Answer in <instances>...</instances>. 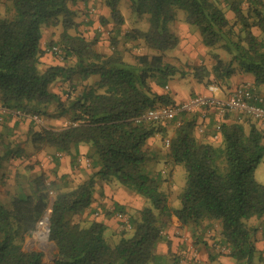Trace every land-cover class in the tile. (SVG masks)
I'll use <instances>...</instances> for the list:
<instances>
[{"label":"trees","instance_id":"obj_1","mask_svg":"<svg viewBox=\"0 0 264 264\" xmlns=\"http://www.w3.org/2000/svg\"><path fill=\"white\" fill-rule=\"evenodd\" d=\"M103 1L109 16L99 21L114 30L109 53L98 50V35L87 39L71 33L79 26L76 3L91 0H0L9 12L0 17V106L39 117L54 108L68 118L67 125L31 128L27 143L35 151L48 148L69 156L72 167L80 163L78 147L86 145L89 167L96 168L81 181H72L71 174L50 181L41 172L16 174L4 198L0 194V264H44L43 251L23 245L49 208L47 240L56 246L52 264H180L175 254L156 252L166 241L162 231L172 216L196 240L216 223L217 243L235 264H264L255 247L257 228L248 224L264 219V186L254 178L264 156V134L244 121L221 125L220 145L212 146L194 136L193 121H133L149 109L173 104L168 95H156L152 84L164 87L192 76L219 86L235 74H250L254 92L264 88V0H127L137 20L146 18L148 29L129 28L122 35L126 21L119 0ZM90 9L82 16L91 18ZM178 10L185 14L183 22L196 28L211 65L188 70L170 61L179 38L168 23ZM139 45L142 53L124 58V51L129 54ZM52 47L60 48V56L51 55L61 65L40 70L42 56ZM93 76L98 80L90 84ZM55 85L65 100L54 92ZM80 86L82 91L72 94ZM257 95L264 106V93ZM154 137L163 152L148 146ZM10 142L0 133V171L9 159L26 158L25 148L14 150ZM149 162L184 168L178 208L169 201L172 171L166 177L162 169L148 168ZM5 179L0 172V184ZM114 184L144 200L130 216L116 203L105 211L108 218L126 215L130 228L119 221L124 228L112 232L96 219L79 220L91 209L97 186ZM163 184H169L168 191H162Z\"/></svg>","mask_w":264,"mask_h":264},{"label":"crops","instance_id":"obj_2","mask_svg":"<svg viewBox=\"0 0 264 264\" xmlns=\"http://www.w3.org/2000/svg\"><path fill=\"white\" fill-rule=\"evenodd\" d=\"M81 5L84 4L78 3L80 9H81ZM88 5L87 7H89ZM98 13H100V15L104 18H108L109 9L105 7V5L103 4V6L100 7V9L97 10L94 14H98ZM83 29H86V27H83ZM178 29H179L178 30L179 34L178 36L177 35L176 36L181 41V44L183 45L182 39L184 37H186V39L187 37H189L188 39L189 41L190 38H193L194 43L198 41L199 47L203 53V56L200 59L201 60L200 63H202L205 66L211 65L212 60L208 54L207 51L208 49L201 44L200 38L193 36L191 37L189 35V29L187 28L186 25H181L178 27ZM46 37L47 35L44 34L41 40V48H43ZM41 64L42 67L44 66V68L47 66L61 65V63H59V61L54 56H52L47 52L42 56ZM253 82H254L253 76L250 74H235L227 81L220 83L219 86L217 85L219 87V91L215 93V96L219 98H225L237 86L244 84H246L247 86L248 85L253 86ZM204 83L205 81L199 82L196 79H194L192 76H188L182 79V81L177 79L175 80L172 79L164 87H159L152 84L151 88L156 95H168V97L170 98L173 104H178V103H182V101L184 102L188 100L190 97H193L195 95H209L207 91V87L209 85H205ZM184 84H186V86H189V89H191L190 92H188L185 88L183 89ZM60 85L63 86L64 84L62 85L60 83ZM256 92L257 94L262 95V93H264V88L262 87L258 88ZM177 117H179V120L177 122L179 124L182 122V120L193 121L194 127L192 132L194 136L200 142L211 144L212 146H219L221 142V135L217 139H214V134H215L214 129L218 122L221 123V125H229L233 123L243 122V119L241 120V118L237 116L231 114H225L224 116H219L216 112H214V110L208 108H201L189 114L182 113V115H179ZM248 121H249L247 123L248 125H246L247 127L249 126V124H253L258 130H260L264 134L263 123L253 121L251 119H249ZM245 123L246 122H244V125ZM31 128L38 130L40 127L39 124L31 121L27 117H16L8 114L5 116L3 123L0 125V133L3 134V136L6 135L13 136L16 134V136H13L14 138H12L13 140L10 142L11 144L10 147L13 148L14 150L16 149L21 150L23 148L30 150V152L32 153L31 159L34 158L35 160L34 162L42 161V158L44 161L45 153L50 154L51 165H49V167L53 171V173L51 174L52 177L50 179L54 180L55 178L60 177L62 175L71 174L72 176L76 177L77 181H81L87 178L92 172L96 170V168L94 169L87 167L85 165V162L83 163V161H81L82 159H86L89 153V147L86 145H80L78 147L80 163L75 164V166L73 167L71 166L69 156L60 153H54L53 150L48 148L44 150L41 149L39 151H35L31 147L30 143H27V138H26V134ZM169 133L171 134V132ZM147 144L151 148L158 149V145H159L158 137L150 138ZM52 154L54 155L52 156ZM24 160L25 158L24 159L12 158L9 159L8 162L21 163L24 162ZM38 170H39L38 165H34V169H32V172L36 173ZM39 173L40 172H38V174ZM96 190L97 191L93 195V202L90 207L91 209L88 210L86 213H84L82 217H86L89 220L96 219V221L101 222L109 229L111 228L116 229V228L113 223V217L110 218L106 217L105 211H107L108 209L112 210L113 205L115 203L124 207H127V205H129L128 206L129 208L138 209V210L141 209L138 205L140 204V206H142V204L144 203V200L135 194H131L127 196V194L123 192L122 188L119 187V185L114 184L110 186L107 185L97 186ZM141 200L142 202H140ZM92 211H95V213L99 212L98 216L94 218V215L91 214ZM253 225L257 228V232L255 235L256 236L255 247L258 253H260L261 256H263L264 219H261L260 221H255ZM162 232L165 240L169 241L170 244L168 247L166 241L159 243L157 245L156 252L158 254L165 255L169 251L170 253L175 254L180 259V264H197L196 263L197 261H204V260H210L214 264H235L232 261V259H230L226 255L214 254L209 252L208 247L211 246L210 242L213 241L212 238L208 237V235L206 234H203L201 241L193 239L190 233L185 228H181V226L178 224L177 219L174 216L170 217L169 221L167 222L165 228H163ZM178 233H180L182 236H178ZM183 235L184 236L186 235L190 238L192 242L191 245L193 248H195V253H193L192 250L190 251L188 244H186L183 240Z\"/></svg>","mask_w":264,"mask_h":264},{"label":"rangeland","instance_id":"obj_3","mask_svg":"<svg viewBox=\"0 0 264 264\" xmlns=\"http://www.w3.org/2000/svg\"><path fill=\"white\" fill-rule=\"evenodd\" d=\"M89 4V5H88ZM87 5L91 8L94 9V11L96 12L97 10L100 9V7L103 6L104 1L103 0H91V2H89ZM87 5H81V9H79L80 11H78L77 17L75 18V20L78 22L79 26L78 28H76L75 30H72L71 33H79L85 36V38L87 39H92L95 35L99 36V40L98 42L101 44L97 45L98 50H100L103 53H109V38L111 36V32H113V26L112 25H101L100 21H99V17L101 16L100 13L98 14H94L93 16L87 17L84 16L82 17V13L87 10ZM76 8H79L78 4L76 3ZM7 7L8 4H4V3H0V17H3L5 15H9V12L7 11ZM118 8L121 12V14L124 16L126 23L121 27V34L128 31L129 28H137L140 29L142 31H146L148 29V23L146 21V18H142L137 20L135 18V15L131 12V10L129 9V5L127 0H119V4H118ZM82 11V13H81ZM231 16V15H228ZM184 17L185 14L183 11L178 10L176 13V20L173 22H169L168 23V29H170V31L172 33H174L175 35L178 36L179 34V29L178 27L181 25H186L183 21H184ZM187 28L189 29V35L192 37H197L199 38V34L196 30L195 27H190L188 25H186ZM83 27H86V29H83ZM82 28V29H81ZM60 31H58V29L56 30V33L58 34ZM54 34L52 35V37L54 38ZM56 38H54L53 40L55 41ZM189 37H184L183 40V45L181 44V41L179 40V44L177 46V48L171 53V57L170 61L174 62L177 66L181 67V69H188L190 68V66H198L200 63V59L203 56L202 50L199 47V42H195L194 43V39L190 38V41L188 40ZM194 43V44H193ZM126 49L129 47H125ZM140 45L139 47H137L136 49L132 50L129 54L124 51L123 52V56L125 59H129L131 57V55L134 54H139L142 53V49L140 50ZM121 50H124V47L121 48ZM208 51V50H207ZM206 51V52H207ZM209 54V52H208ZM40 70H42V66L39 67ZM96 80H98L97 77L93 76L91 78L90 84H93ZM175 80V79H173ZM177 80H181V79H177ZM182 81V80H181ZM85 84V82H84ZM88 84V83H87ZM186 89L188 92L191 91V89H189V86H186V84H184L183 89ZM54 92L62 94L63 91L60 90L59 85H55V87L53 88ZM82 91V86L77 88V91H73L72 94H77L79 92ZM62 97H64L63 99L65 100L67 97H65L62 94ZM227 114H231L234 116H237L239 118H241V120L243 119L245 123V126L248 125L247 120H249V118L245 117L244 115L241 114H235V113H227ZM41 118V123L39 124L40 128H49V127H53V128H62L65 125H67L68 123V118L65 116H61L59 115V113H57L55 111L54 108H49L47 110V114L42 115ZM177 122L179 120V117H176L175 119ZM179 124V123H178ZM13 136H16L13 135ZM12 135H6L3 136L4 137V142L6 143L7 141H12L14 138ZM24 136V135H23ZM158 149L161 150V152H163L164 146L159 142L158 145ZM26 150V158L24 160V162L21 163H11V162H5L3 165V167L1 168V174H3L6 179H5V183L2 185V183L0 184V194L2 195L1 197L4 198L3 196V192H5L6 188L11 185L14 180L16 179L15 176L16 174H19V176H23V175H32L34 174L32 172V169H34V165H38L39 170L36 172H41L44 173L47 176V179H50L52 176L51 174L53 173V171L50 169L49 165H51L50 161H51V155L50 154H46L44 155L45 160L43 161H36L34 162V158L31 159L32 157V153L30 152V150ZM42 162V163H41ZM49 162V163H48ZM38 163V164H37ZM84 163V162H83ZM86 165V164H85ZM155 165V166H154ZM161 166L163 168H161ZM89 167V166H87ZM158 170H163V172L165 173V176L168 177L170 171H172V182L170 183V205L174 208H178L180 206L179 200L177 199L178 194L181 191V188L183 186V182H184V177H185V172H184V168H182V166H177L174 170H172L170 168V166H167L166 164H162V163H158V164H153L152 162H149V166L148 168L153 169L155 168ZM256 172L254 174V178L255 180L264 186V156L261 160V163L258 165V167L256 168ZM163 175V177H165ZM72 181L76 180V177H71ZM77 181V180H76ZM122 188L123 192H125V194L131 195L133 194L131 191H129L128 189H126L123 186H119ZM168 187L169 184H163L162 185V191H168ZM142 202V200L140 201ZM129 205H127L128 207ZM141 209L144 206V203L142 204V206H140V204L138 205ZM170 206V207H171ZM124 207V206H123ZM124 207L125 210L128 213V216L133 215L138 209H131V208H127ZM109 210V209H108ZM94 215L95 218V213L92 214ZM44 217V216H43ZM42 217V218H43ZM79 220H83L86 219V217H79ZM255 221L254 220H249L248 224L249 225H253ZM113 223L115 225V228H111L110 230L113 232L115 231H120V223L118 222V220H116L113 217ZM40 223L38 225V230H36V232L30 236L27 237L25 239L24 245H23V249L24 250H40L43 251L45 253L43 262L44 264H52V251L53 248L51 246V242H49L47 239L45 241V243H42L40 240L36 239V236L38 235V233L40 231H42L43 229H41L40 227ZM46 224L44 226V229L46 228ZM46 230V229H45ZM208 231H210V233H208ZM203 234L208 235V237L212 238V242H210L209 248V252L214 253V254H220V255H225L227 253V251L225 252H221L220 247H222V245H220L219 243H217L218 241V237H219V227L216 223H212L208 228H204L203 232H202V236L200 237V239H197L199 241L202 240ZM178 236H182L180 233H178ZM206 237V236H205ZM220 246V247H219ZM212 262V261H211ZM213 263V262H212ZM214 264V263H213Z\"/></svg>","mask_w":264,"mask_h":264},{"label":"built area","instance_id":"obj_4","mask_svg":"<svg viewBox=\"0 0 264 264\" xmlns=\"http://www.w3.org/2000/svg\"><path fill=\"white\" fill-rule=\"evenodd\" d=\"M89 13L94 14V9L91 8ZM47 53L60 56L61 50L59 47H52L51 50L47 51ZM207 91L209 95H195L184 102L182 101V103L159 106L149 109L143 114L134 118L133 121L136 124L142 123L144 121L167 122L175 119L182 113L189 114L201 108H208L214 110V112H216L219 116H224L227 113L241 114L253 121L264 124V106L258 104L261 99L257 94H255L256 92H254L251 86H247L246 84L237 86L225 98H219L215 96V93L219 91V87L216 84H210L207 87ZM8 114L16 117H27L37 124L41 123V118L37 115H24L18 111L11 112L0 106V125L3 123L5 116ZM214 132V139H217L221 135V123L218 122L216 124ZM81 161L85 162L86 166H89L90 162L88 159H82ZM116 219L118 222H122V224L127 228H130L126 215L116 213ZM121 228L124 227L122 226ZM45 229L47 232L48 229ZM208 233H210V231H208ZM183 240L186 244H188L190 251L192 250V252L195 253V248L192 247L190 238L186 235H183ZM220 250L221 252L227 251L224 249V247H220ZM196 263L213 264L210 260L197 261Z\"/></svg>","mask_w":264,"mask_h":264},{"label":"bare ground","instance_id":"obj_5","mask_svg":"<svg viewBox=\"0 0 264 264\" xmlns=\"http://www.w3.org/2000/svg\"><path fill=\"white\" fill-rule=\"evenodd\" d=\"M45 220L43 219V221L40 223V228L43 229L42 231H40L38 233V235L36 236V239L40 240L42 243H45L46 241V231L44 229V226H45Z\"/></svg>","mask_w":264,"mask_h":264},{"label":"water","instance_id":"obj_6","mask_svg":"<svg viewBox=\"0 0 264 264\" xmlns=\"http://www.w3.org/2000/svg\"><path fill=\"white\" fill-rule=\"evenodd\" d=\"M49 213H50V208L45 212V214H44V217L41 219V221H40V223L43 221V219L45 220V224L47 225L46 226V228L48 229L47 230V232H46V239H48V231L50 230L49 228H48V215H49ZM51 246H52V248H56V246L54 245V243H51Z\"/></svg>","mask_w":264,"mask_h":264}]
</instances>
